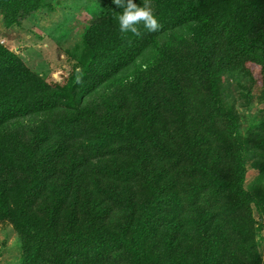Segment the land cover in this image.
I'll list each match as a JSON object with an SVG mask.
<instances>
[{"label": "trees", "instance_id": "16d2710c", "mask_svg": "<svg viewBox=\"0 0 264 264\" xmlns=\"http://www.w3.org/2000/svg\"><path fill=\"white\" fill-rule=\"evenodd\" d=\"M134 2L158 30L121 33L112 0L57 2L63 27L83 7L97 13L63 84L0 45V222L22 264H261L264 0ZM42 8L54 11L0 0L3 27ZM235 71L260 87L245 129L220 101ZM248 147L260 156L250 185Z\"/></svg>", "mask_w": 264, "mask_h": 264}, {"label": "rangeland", "instance_id": "374dc122", "mask_svg": "<svg viewBox=\"0 0 264 264\" xmlns=\"http://www.w3.org/2000/svg\"><path fill=\"white\" fill-rule=\"evenodd\" d=\"M47 1L53 4V12L42 8L9 29L3 27L0 14V45L17 55L32 72L48 83L63 84L71 70L78 67L75 56H72L76 52L74 44L77 43L78 35L82 32L83 26L92 22V14L97 16V13H90L89 11L88 14L83 7L82 13H76L78 15L74 13V15L69 16L70 20L66 27H63L59 24L62 21L63 12L57 9L59 6L57 2L63 0ZM73 1L77 4L75 9H78L75 12H78L81 8L80 4L78 5L79 0ZM64 31L68 35L66 38ZM66 50L70 54H66ZM248 69L252 72L253 79L260 78L258 71H253L252 66H248ZM250 85L249 78L241 71L223 76L220 84V101L226 108H230L239 115L243 129L247 128V123L251 117L256 115L263 106L255 101L260 90L259 84H254L252 87ZM247 89L250 90L251 99L245 95ZM102 93L103 91H99L97 97L92 98L91 102L97 103L103 95ZM247 149L244 155L245 183L250 185L256 178L257 169L255 165L260 161V156L251 147ZM251 211L256 227H258L256 234L257 252L261 264H264V214L259 213V208L255 205L251 206ZM0 264H22L17 235L10 223L6 221L0 222Z\"/></svg>", "mask_w": 264, "mask_h": 264}, {"label": "clouds", "instance_id": "9594fccd", "mask_svg": "<svg viewBox=\"0 0 264 264\" xmlns=\"http://www.w3.org/2000/svg\"><path fill=\"white\" fill-rule=\"evenodd\" d=\"M112 2L119 8L116 19L121 33L139 34L140 26L149 32L156 31L160 27L148 3L140 5L134 0H112Z\"/></svg>", "mask_w": 264, "mask_h": 264}]
</instances>
